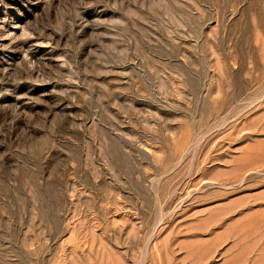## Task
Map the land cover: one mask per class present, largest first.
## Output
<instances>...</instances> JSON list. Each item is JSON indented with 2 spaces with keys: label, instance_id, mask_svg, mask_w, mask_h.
<instances>
[{
  "label": "rangeland",
  "instance_id": "rangeland-1",
  "mask_svg": "<svg viewBox=\"0 0 264 264\" xmlns=\"http://www.w3.org/2000/svg\"><path fill=\"white\" fill-rule=\"evenodd\" d=\"M0 264H264V0H0Z\"/></svg>",
  "mask_w": 264,
  "mask_h": 264
}]
</instances>
